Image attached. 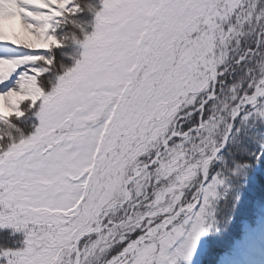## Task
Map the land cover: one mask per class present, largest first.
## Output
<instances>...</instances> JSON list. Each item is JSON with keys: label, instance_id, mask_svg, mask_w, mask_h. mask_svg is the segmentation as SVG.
Listing matches in <instances>:
<instances>
[{"label": "snow or ice", "instance_id": "6c2138e0", "mask_svg": "<svg viewBox=\"0 0 264 264\" xmlns=\"http://www.w3.org/2000/svg\"><path fill=\"white\" fill-rule=\"evenodd\" d=\"M0 264H264V0H0Z\"/></svg>", "mask_w": 264, "mask_h": 264}]
</instances>
